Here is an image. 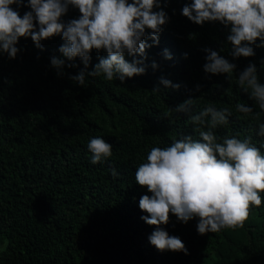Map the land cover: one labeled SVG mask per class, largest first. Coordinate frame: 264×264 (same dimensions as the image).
I'll list each match as a JSON object with an SVG mask.
<instances>
[{
    "label": "trees",
    "instance_id": "obj_1",
    "mask_svg": "<svg viewBox=\"0 0 264 264\" xmlns=\"http://www.w3.org/2000/svg\"><path fill=\"white\" fill-rule=\"evenodd\" d=\"M0 20V264H264V0Z\"/></svg>",
    "mask_w": 264,
    "mask_h": 264
},
{
    "label": "rangeland",
    "instance_id": "obj_2",
    "mask_svg": "<svg viewBox=\"0 0 264 264\" xmlns=\"http://www.w3.org/2000/svg\"><path fill=\"white\" fill-rule=\"evenodd\" d=\"M5 30V25L4 23L0 20V31ZM6 246V241L5 240H0V251H2Z\"/></svg>",
    "mask_w": 264,
    "mask_h": 264
}]
</instances>
